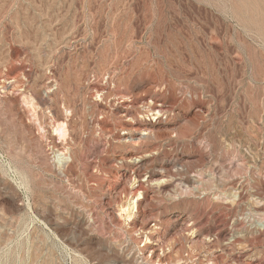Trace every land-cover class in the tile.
I'll use <instances>...</instances> for the list:
<instances>
[{
	"label": "rangeland",
	"instance_id": "374dc122",
	"mask_svg": "<svg viewBox=\"0 0 264 264\" xmlns=\"http://www.w3.org/2000/svg\"><path fill=\"white\" fill-rule=\"evenodd\" d=\"M263 221L264 0H0V264H264Z\"/></svg>",
	"mask_w": 264,
	"mask_h": 264
},
{
	"label": "bare ground",
	"instance_id": "6f19581e",
	"mask_svg": "<svg viewBox=\"0 0 264 264\" xmlns=\"http://www.w3.org/2000/svg\"><path fill=\"white\" fill-rule=\"evenodd\" d=\"M63 155V154H62ZM61 156V155H60ZM259 226H262L264 228V221L259 223Z\"/></svg>",
	"mask_w": 264,
	"mask_h": 264
}]
</instances>
